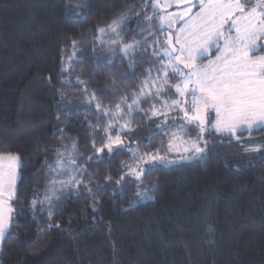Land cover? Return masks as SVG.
Wrapping results in <instances>:
<instances>
[{"label": "trees", "instance_id": "16d2710c", "mask_svg": "<svg viewBox=\"0 0 264 264\" xmlns=\"http://www.w3.org/2000/svg\"><path fill=\"white\" fill-rule=\"evenodd\" d=\"M132 6L138 15L129 12ZM122 13L130 16L123 25L127 34L106 33L103 43L97 42L98 28L107 29ZM151 15V5L145 8L142 0H0V153L20 157L12 202L19 226L1 241L0 264H264V130L238 133L240 143L215 132L204 134L210 143L199 158L157 165L140 180L128 177L119 184L129 172L125 165L135 163L131 153H105L101 163L99 154L93 155V138L97 133L103 137L112 119L111 113L98 115L96 102L114 112L125 93L131 103L145 69L153 68L156 76L151 47L142 57L144 49L138 48L135 59L122 58L119 51L133 40L143 43L148 32L138 33L149 27L144 18ZM157 36L163 44L162 33ZM73 40L83 43L67 62L76 51ZM112 40L120 43L114 46ZM216 55L213 50L198 63ZM62 57L63 66L74 71L61 74ZM61 80L72 87H62ZM77 80L82 82L78 86ZM109 85L118 91H101ZM92 93L96 100L88 110ZM153 103L142 101L143 111L128 117L131 131L121 134L130 148L139 147L138 156L157 150L168 155L179 126L153 136L162 123L151 114ZM122 107L127 115L126 104ZM90 124L99 127L93 130ZM186 129L181 131L185 140L199 135L195 126ZM118 133L116 128L112 135ZM73 142L76 152L91 157L90 163L76 158L78 167L89 168L91 181L83 175L76 179L92 195L83 185L64 187L56 192L60 199H53L50 217L49 180H67L70 173L56 176L48 165L58 157L55 149L67 146L71 152ZM101 145L95 140L96 147ZM252 147L260 151H245ZM34 199L45 203L33 208Z\"/></svg>", "mask_w": 264, "mask_h": 264}, {"label": "snow or ice", "instance_id": "6c2138e0", "mask_svg": "<svg viewBox=\"0 0 264 264\" xmlns=\"http://www.w3.org/2000/svg\"><path fill=\"white\" fill-rule=\"evenodd\" d=\"M142 4L145 8L150 4L153 9V15L144 18L149 27L141 29L138 33L143 36L147 31L148 36L145 37L143 43L133 40L123 44L119 51L122 58L131 55V58L135 59L138 48L144 49L141 52L142 57L147 54V47H151L153 51L149 62H157L154 69L156 76H152L153 68L145 69L147 75L141 81L139 90L131 93L133 97L131 103H126L128 94L125 93L121 101L115 105L114 112L112 109L102 108L99 101L95 104L98 115L111 113L112 117L103 127L104 136L101 137L97 133L93 138V155L99 154L97 163L102 162L103 154L111 156L114 151L123 149L131 153L132 159L138 160L135 168L125 165L129 167V172L116 181L118 184L128 177L140 180L147 172L154 171L157 165L176 163L175 160L168 159L167 155H161L159 150L138 156L139 147L132 149L121 139V134L125 129L131 131L128 128L130 123L128 120L119 125L120 132L117 135H112V132L116 131L113 121L123 119L126 115L122 104H126L127 115H131L133 111H143L140 108L142 101L147 102L151 99L160 103V108H156V103L150 106L153 117H163L162 123L157 126L156 130H153V136L170 125L179 124L183 132H186V126H195L199 135L190 140V146L183 149L185 153L191 152L192 155H181L179 157L181 160H190L205 152L210 142L204 139V134L210 135L215 132L223 137L235 138L237 143H240L238 133L264 130V55L256 54L264 52V0H194V2L193 0H163V2L142 0ZM182 5L187 6L180 11H169L174 7L180 8ZM197 7L199 11L193 12V8ZM134 9L135 6H132L129 12L138 15L139 13H136ZM75 15L79 16L82 13L77 12ZM129 20L130 16L122 13L118 18L113 19L107 29L98 28L101 35L97 37V42L103 43V36L106 33H111L118 38L122 34L126 35L129 30L123 28V25ZM178 24L180 27L173 30ZM157 33L164 34L162 45H159ZM80 43L83 41H72L73 49L76 51L72 53L67 62L76 58ZM110 43L115 46L120 41L112 40ZM213 49L217 53L214 59H208V62L203 65L196 63L197 60L206 59L210 50ZM64 63L66 61L62 57L61 74L74 71L64 67ZM170 79L178 82L170 84ZM81 83L77 80V86ZM60 84L62 87H72L68 80H61ZM109 90L118 91L112 85L101 91ZM165 93L169 97L174 95L176 98L171 99L169 103L168 99H162ZM92 100H96V93L91 94L88 110H92ZM172 111L183 113V116L170 121L168 115ZM213 113L214 119L212 118ZM97 127L99 125H89V128L93 130ZM57 130L62 131V129ZM151 138V136L148 137V139ZM172 138L177 139V133H173ZM95 140L102 141L101 147L95 146ZM211 143H215V140ZM172 148L173 144L170 141L168 151ZM55 151L58 157L54 164L48 165L50 172L56 176L65 173H70V175L67 180L55 178L49 180L46 200L50 217L53 215L51 211L53 199L57 201L60 199L56 196V192L63 191L64 187L75 185L78 188L83 185L85 192L92 195V189L84 185L83 180L76 179L77 175H83L91 181L89 168L76 165V158L85 159L86 163H90L91 157L84 158L81 153L76 152L74 142L71 152L67 146L62 149L57 148ZM245 151L259 152L260 148H245ZM19 167V155L0 153V241L10 234L12 227L19 226L14 219L17 209L12 206L17 196ZM106 179L111 180L112 177L107 176ZM57 184L61 185L60 189H57ZM49 192L51 196L47 195ZM138 195L147 196V193ZM43 203L45 201L36 199L32 201L33 208ZM92 207L96 210L95 204ZM19 211H23V206Z\"/></svg>", "mask_w": 264, "mask_h": 264}, {"label": "rangeland", "instance_id": "374dc122", "mask_svg": "<svg viewBox=\"0 0 264 264\" xmlns=\"http://www.w3.org/2000/svg\"><path fill=\"white\" fill-rule=\"evenodd\" d=\"M161 2H163V0H161ZM193 2H194V0H193ZM187 5H182V6H180V8H172V9H169V11H180V10H183V8L184 7H186ZM196 11H199V8L197 7V8H193V12H196ZM180 27V25L178 24V25H175L174 26V29L173 30H175V29H177V28H179ZM165 30H167V29H165ZM162 36H163V38H164V34H162ZM163 43H164V41H163ZM159 45H162V43H159ZM214 50V49H213ZM213 50H210V53L213 51ZM257 55H264V52H257L256 53ZM210 55V54H209ZM208 55V56H209ZM215 58V57H214ZM214 58H211V59H214ZM198 61L199 60H197L196 61V63L197 64H199L198 63ZM208 62V60L206 61V62H203V63H201L200 65H203V64H206ZM162 75V74H161ZM155 76V74H153V77ZM178 81L177 80H175V79H170L169 80V83L170 84H175V83H177ZM174 91V90H173ZM167 94V93H166ZM176 97L173 95V96H171L170 98H169V100H168V102L170 103L171 102V99H175ZM162 99H166V97H165V95L162 97ZM189 99H191V97H189ZM161 107V105H160V103H158V105L156 106V108H160ZM213 115V119H214V113L212 114ZM130 115H125V117H124V119L123 120H118V121H120V122H118V123H116L115 124V126H116V128H117V130L120 132V128H119V125H121V124H124L125 123V120H128V117H129ZM183 116V113H179V112H177V111H172V112H170L169 113V115H168V119L171 121V120H173V119H179V118H181ZM156 117H160L162 120H163V117L162 116H156ZM177 125H179V124H177ZM128 128H129V125H128ZM125 130H127V129H125ZM244 132V131H243ZM248 132V131H247ZM175 133H177V139H175V140H173V138H172V144H173V148H172V150L171 151H169V154L167 155V157H168V159H170V160H175L176 161V163H172V164H166L165 166H170V165H175V164H179V163H182V162H187V161H190V160H193V159H196V158H199V157H193L192 159H190V160H187V159H185V160H181V159H179V157L181 156V155H192V153L191 152H187V153H185L184 151H183V149H184V147H188V146H190V140H185V139H183L182 138V136H181V126L179 125V126H177V128H176V132ZM197 137V136H196ZM195 137V138H196ZM195 138H193V139H195ZM135 161V163L133 164V165H131V167L132 168H135L136 166H137V163H138V160H134ZM141 166H144V165H141ZM18 181V180H17ZM0 244H1V241H0Z\"/></svg>", "mask_w": 264, "mask_h": 264}]
</instances>
